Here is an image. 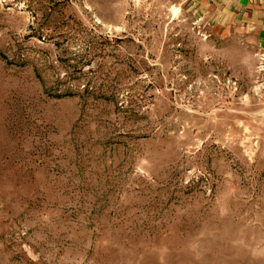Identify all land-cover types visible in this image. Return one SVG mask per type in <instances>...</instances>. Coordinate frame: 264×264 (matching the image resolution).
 <instances>
[{
  "label": "rangeland",
  "instance_id": "1",
  "mask_svg": "<svg viewBox=\"0 0 264 264\" xmlns=\"http://www.w3.org/2000/svg\"><path fill=\"white\" fill-rule=\"evenodd\" d=\"M195 0H0V264H264V70Z\"/></svg>",
  "mask_w": 264,
  "mask_h": 264
},
{
  "label": "crops",
  "instance_id": "2",
  "mask_svg": "<svg viewBox=\"0 0 264 264\" xmlns=\"http://www.w3.org/2000/svg\"><path fill=\"white\" fill-rule=\"evenodd\" d=\"M209 27L210 37L232 38V33L252 40L256 54L264 55V0H195Z\"/></svg>",
  "mask_w": 264,
  "mask_h": 264
},
{
  "label": "built area",
  "instance_id": "3",
  "mask_svg": "<svg viewBox=\"0 0 264 264\" xmlns=\"http://www.w3.org/2000/svg\"><path fill=\"white\" fill-rule=\"evenodd\" d=\"M258 58L261 70H264V55L263 54H256Z\"/></svg>",
  "mask_w": 264,
  "mask_h": 264
}]
</instances>
